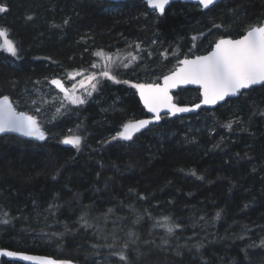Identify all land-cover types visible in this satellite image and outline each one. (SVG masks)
<instances>
[{
  "label": "trees",
  "instance_id": "obj_1",
  "mask_svg": "<svg viewBox=\"0 0 264 264\" xmlns=\"http://www.w3.org/2000/svg\"><path fill=\"white\" fill-rule=\"evenodd\" d=\"M0 4L7 8L0 28L19 49L13 58L0 50V97L13 101L37 78L71 73L87 59V47L119 48L118 33L140 38L150 55L137 71L158 65L147 82L159 83L177 67L179 50L193 44L192 57L206 54L219 38H240L264 21V0H224L207 11L178 2L152 17L130 1V25L104 12L108 2ZM101 93L116 103L107 125L99 108L87 104L84 124L63 109L50 122L44 118V143L0 136V221H9L0 223V248L78 264H264V86L213 110L164 116L130 146L101 139L147 117L136 91L110 83ZM200 99L199 90L175 94L183 105ZM201 118L210 128H202ZM69 129L82 137L79 149L63 146Z\"/></svg>",
  "mask_w": 264,
  "mask_h": 264
},
{
  "label": "snow or ice",
  "instance_id": "obj_2",
  "mask_svg": "<svg viewBox=\"0 0 264 264\" xmlns=\"http://www.w3.org/2000/svg\"><path fill=\"white\" fill-rule=\"evenodd\" d=\"M217 2L218 0H199V4L205 9L216 5ZM146 3L153 10H157L163 15L166 6L170 4V0H146ZM6 11L7 8L0 4V13ZM213 27L218 28L220 26L213 25ZM196 39L197 37H193V40ZM140 47V44H136V48ZM0 50L10 53L13 57H18L19 49L16 43L9 39V32L5 28H0ZM94 55L103 60L102 68L100 64L93 63L91 65L93 69H100L99 74L93 71L85 76L84 71H73L68 74L69 79L75 81L77 76L82 77V79L72 83L70 88L65 86L61 78H51L49 81L50 85L63 93L64 99L72 105L87 103L83 94H77V85L85 89L87 97H91L93 92L99 90L98 85L101 84L102 78L117 84H129L130 81L128 80H119L117 75L113 74V69L121 66L125 69L131 68L142 59L140 56L129 53L130 59L125 57L124 59H127L128 62L124 63L118 55L107 54L102 50L96 51ZM161 55L167 57V53ZM178 64L179 66L171 74L164 75L162 78L158 77V79H162V83H131V87L138 90L145 108L154 116L152 119L127 122L122 126L123 130L113 135L111 140H132L133 136L141 129L161 121L164 118L161 116L162 111L167 110L166 115L170 113L175 116L177 113H187L199 109L201 105H216L225 101L227 97L240 94L242 89H250L257 85L264 86V22L258 25H250L246 34L239 39L219 38L215 41L214 48L207 55H197L192 59L185 57L183 60H178ZM86 82L90 88H85ZM186 85H198L200 87L202 90L200 103L187 107L179 106L173 102L171 90ZM32 103L35 104L36 101H32ZM35 110L37 113L41 111L39 107ZM56 111L60 113L61 109L57 108ZM225 127L230 131L232 122H229ZM0 133H19L22 136L40 141L47 139L38 117L23 111L18 112L8 96H3L0 99ZM62 143L79 149L82 137L70 135L65 137ZM216 216L219 218L220 213L217 212ZM165 219L169 218L166 217ZM8 222L7 220L0 221V223L5 224ZM175 227H179V225ZM167 230L171 233L174 228L168 227ZM115 254L119 255L121 260L127 259L123 253ZM0 256L18 257L24 261H31L33 264H70L68 261H58L49 257L26 255L8 250H0Z\"/></svg>",
  "mask_w": 264,
  "mask_h": 264
},
{
  "label": "rangeland",
  "instance_id": "obj_3",
  "mask_svg": "<svg viewBox=\"0 0 264 264\" xmlns=\"http://www.w3.org/2000/svg\"><path fill=\"white\" fill-rule=\"evenodd\" d=\"M92 1H98V0H92ZM98 2H100V1H98ZM108 3H109V5H106V7H104L105 13L112 15L113 17H115L116 20H119L120 22H123L124 24H127V25H130L133 22L131 20L132 19L131 10L133 8L132 6L126 5V2L125 3L108 2ZM139 3H141L140 8L143 9L144 7H146L145 9H148V12H146V13L149 16H151V12L156 13L154 11H151L148 8V5L146 3L142 2V1H140ZM262 22H264V21H262ZM260 23H258V24H260ZM116 38L121 39L119 44L122 43V45L120 46V47L123 46L122 48L112 47L109 50H107L104 48H96V47L89 48V47H87L86 51L88 52V56L85 57L87 59H85L81 65L73 67L71 72L72 71H84L85 76H87L88 74H90L93 71H95V72H97V74H99L100 69L91 68V65L93 63L100 64L101 68L103 67V60L100 57H97L94 55V53L98 50H102L107 54L118 55L123 60L124 63L128 62L127 59H124L125 57H128V59H130L129 53H133V54L140 56L142 58H145V56H146L145 54L149 53V50H147V48L143 49V43L140 42L139 37H136V36L134 37V36L127 35V34L124 35V33H122V34L118 33L116 35ZM151 41H152L151 44L153 45L156 41H158V39L155 38L154 40L152 39ZM136 44H140L141 47L136 48ZM144 50H146V52H144ZM179 51H180V53L176 54L177 58H180L179 60H182L183 59L182 57L191 58L192 57L191 55H193L192 54L193 44H191L190 46H187L185 48V50H179ZM7 54L10 58H13V56L10 53L7 52ZM93 56L95 57L94 59H93ZM150 57H151V60H153V56L151 55ZM141 61H142V59L140 61H137L136 64H134L131 68H128V69H125L122 66L114 68L113 74L117 75V78L119 79V75L122 72L126 78V79L124 78V80L130 81V83L127 84V86L130 88H132L131 83H152L153 80H152V82H147V81L153 75V70H156L158 68V65L153 66V64H151V65L148 64L146 66V68H149V71H140L139 72L137 70L140 66ZM85 62H87V64L84 65ZM117 63L119 65V61ZM56 77L61 78L63 80V82L65 83V86L68 88L71 87L72 83L82 79V77L77 76L75 78V81H73V80L69 79L68 73L64 72V71H62V73H60V74L56 73V74H51L50 76L48 75L46 77L37 78L32 83V85L29 86L28 89L23 88V89H25V91L21 93V96L17 99V101L15 103V106L17 107V109L19 111H24L26 113L36 115L38 117L39 121L41 122V124L44 125V118H46L47 122H50L51 121L50 118L54 117L57 114L56 109L60 108V109H63V113L65 111L72 113L75 120L79 119V121H76L75 124H81V123L84 124L86 121L85 117H83L85 113H82L81 109L84 108L85 105H87V104H94L99 108L98 109V116H99V114H100V116L103 115V117H101V120H104L106 125H107V123H108V117L107 116L109 115L110 112L115 110L116 103L107 101V98L101 93V91H102V88L104 86H106L107 84H110V83H114V82H112L111 80H107V79L102 78L101 84L98 85L99 90L96 92H93L91 97H87V93L85 92V89L80 88L79 85H77V94L78 95L83 94L87 99V103H85L84 105H72V104L68 103L67 100L64 99L63 93H60L58 90L55 89V87L50 85V83H49L50 79L56 78ZM37 82H39V83H37ZM85 88H90V85H88L87 82L85 83ZM32 101H36V103L33 104ZM37 107H39L41 109V111L39 113H37L35 110ZM201 119H202L201 125L204 126L202 128L203 129L205 127L210 128L211 124H209L207 120H205L203 118H201ZM97 120H99V117ZM132 120L133 119H131L130 121H132ZM97 122H99V121H97ZM51 126L54 127L53 124H51ZM97 126L104 128V127H102V124L97 125ZM108 126H110V125H108ZM187 129L189 130V133H191L193 131L192 126H188ZM47 130L49 131L48 128H46L45 131L47 132ZM119 131H122V127L115 132L107 130L105 134H102L103 139H101V140L102 141L103 140L108 141L110 143L121 141L123 144H125L127 146L132 145V143H133L132 140L131 141H125V140L113 141V140H111V137L113 135H116ZM70 132H71V129H69L67 131V135H65V137L70 136V135H75V134H69ZM149 133L152 136H153V133H154V135H161V132H153V129H151L149 131ZM47 134H48V132H47ZM82 141H83V139H82ZM63 146H64V144H63ZM167 224L169 225V222ZM167 224L163 225V227H166Z\"/></svg>",
  "mask_w": 264,
  "mask_h": 264
},
{
  "label": "water",
  "instance_id": "obj_4",
  "mask_svg": "<svg viewBox=\"0 0 264 264\" xmlns=\"http://www.w3.org/2000/svg\"><path fill=\"white\" fill-rule=\"evenodd\" d=\"M98 1H100V2L107 1V2H113V3H124V2L130 1V0H98ZM131 1H132V0H131ZM133 1H139V2L142 1V2L146 3V0H133ZM223 1H224V0H218V2H217L216 5H214V6H210V8L205 9V8H203L202 5L199 4V0H170V4L166 6V8H165V12L163 13V15L166 13V11H167V10H168L173 4L178 3V2H181V3H184V4L198 5V6H200L203 10L207 11V10H209V9L214 8L215 6H217L219 3L223 2ZM146 4H147V3H146ZM148 8H149L151 11H154V12H156L157 14L161 15L157 10H153L151 6L148 5ZM161 16H162V15H161ZM245 34H246V33H245ZM237 39H239V38H237ZM213 48H214V46H213ZM213 48H212V49H213ZM212 49H211V50H212ZM211 50H210V51H211ZM210 51H209V52H210ZM209 52H208V53H209ZM208 53L203 54V55H207ZM192 58H194V57H191V58H189V59H192ZM182 60H183V59H182ZM178 66H179V65H178ZM178 66H177V67H178ZM177 67H176V68H177ZM176 68H175V70H176ZM175 70H174V71H175ZM170 74H171V73H170ZM168 75H169V74H168ZM62 81H63V80H62ZM159 83H162V80H161V82H159ZM53 87H54V86H53ZM255 87H262V86H259V85H257V86H253V88H255ZM253 88H250V89H242L241 92H240V94H238V95H236V96H230V97H227L225 101H222V102H220V103H218V104H216V105H201V107H200L199 109H195L194 111L187 112V113H177L175 116L171 115L170 113H168V114L166 115L165 113L167 112V110H165V111H162V112H161V116H162V117H164V116H169V117H171V118H181V117H186V116H190V115L198 114V113H200L201 111H203V110H205V109L213 110V109L219 107L220 105L225 104V103L228 102L229 100H233V99L238 98L243 92H245V91H249V90H251V89H253ZM184 89H194V90H199L200 95H201V91H202V90L200 89V87H199L198 85H186V86H181L180 88H175V89H172V90H171V95L173 96V102H174V103L178 104L179 106L192 107L193 105H183V104L177 103V102L175 101V94H176L179 90H184ZM57 90H58V89H57ZM58 91H59V90H58ZM135 91H136V93H137V95H138V98H139V100H140V102H141L142 107H143V108L146 110V112L148 113V117H147V118H144V119H152L153 116H154V114L148 112V110L145 108V106H144V104H143V101L141 100V98H140V96H139V92H138V90L135 89ZM8 97H9V96H8ZM2 98H3V97H0V99H2ZM9 98H10V97H9ZM201 99H202V96H201ZM10 100L13 102V100H12L11 98H10ZM200 101H201V100H200ZM199 103H200V102H199ZM13 104H14V103H13ZM197 104H198V103H197ZM14 106H15V104H14ZM16 109H17V108H16ZM17 111L19 112L18 109H17ZM23 112H24V111H23ZM28 114H29V113H28ZM29 115H31V114H29ZM141 120H142V119H141ZM136 121H138V120H136ZM161 121H162V120H161ZM161 121H159V122H154L153 124L149 125L147 128H145V129H141L140 132H137V133L133 136V139H134V137L139 136L140 134L146 132V131H147L148 129H150L151 127L160 124ZM122 130H123V129H122ZM8 135H14V136H16V137H19V138H22V139H25V140H30V141L38 142V143H44V142H46V140H44V141L36 140V139H34V138H31V137H25V136H22V135H20L19 133H0V136H8ZM46 136H47V135H46ZM125 141H126V140H125ZM130 141H131V140H130ZM64 146H65L66 148H74L72 145H66V144H64ZM2 250L14 251V250H10V249H2ZM15 252H17V251H15ZM17 253H22V252H17ZM22 254L33 255V256L49 257V258H52V259H55V260H58V261H68V262H70V264H78V263H75V262H73V261H71V260H61V259H58V258H55V257H52V256L36 255V254H32V253H22ZM0 260H7V261H11V262H18V263H21V264H33V262H31V261H24V260L19 259L18 257L0 256Z\"/></svg>",
  "mask_w": 264,
  "mask_h": 264
},
{
  "label": "flooded vegetation",
  "instance_id": "obj_5",
  "mask_svg": "<svg viewBox=\"0 0 264 264\" xmlns=\"http://www.w3.org/2000/svg\"><path fill=\"white\" fill-rule=\"evenodd\" d=\"M183 4H184V3H183ZM190 5H191V4H190ZM196 6H198V5H196ZM160 82H161V81H160ZM200 100H201V99H200ZM200 100H199V102H200ZM199 102H197V103H199ZM197 103H195V104H197ZM195 104H193V105H195ZM147 117H148V115H147ZM147 117H146V118H147Z\"/></svg>",
  "mask_w": 264,
  "mask_h": 264
},
{
  "label": "bare ground",
  "instance_id": "obj_6",
  "mask_svg": "<svg viewBox=\"0 0 264 264\" xmlns=\"http://www.w3.org/2000/svg\"><path fill=\"white\" fill-rule=\"evenodd\" d=\"M57 78V77H56Z\"/></svg>",
  "mask_w": 264,
  "mask_h": 264
}]
</instances>
